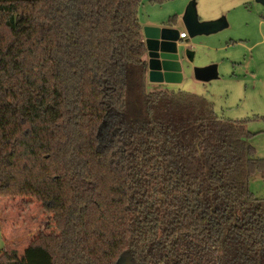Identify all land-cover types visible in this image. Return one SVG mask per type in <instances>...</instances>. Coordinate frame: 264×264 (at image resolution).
<instances>
[{"label":"trees","instance_id":"obj_1","mask_svg":"<svg viewBox=\"0 0 264 264\" xmlns=\"http://www.w3.org/2000/svg\"><path fill=\"white\" fill-rule=\"evenodd\" d=\"M142 1L0 0V198L64 216L0 264H264L253 134L148 90Z\"/></svg>","mask_w":264,"mask_h":264},{"label":"rangeland","instance_id":"obj_2","mask_svg":"<svg viewBox=\"0 0 264 264\" xmlns=\"http://www.w3.org/2000/svg\"><path fill=\"white\" fill-rule=\"evenodd\" d=\"M192 0H143L141 13L153 8L163 23L186 9ZM202 20L225 16L228 26L211 34L190 37L183 43L192 48L194 60L190 67L211 63L218 65L219 77L210 81L197 79L193 72L176 86L152 84L149 91L186 90L202 95L214 104L218 116L244 119L253 135L250 142L257 156L264 158V4L257 0H194ZM184 14V13H183ZM182 17V16H181ZM249 188L264 199V172L249 178ZM64 216L59 211H47L33 197L0 198V250H17L20 257L31 242L43 234L60 233Z\"/></svg>","mask_w":264,"mask_h":264},{"label":"water","instance_id":"obj_3","mask_svg":"<svg viewBox=\"0 0 264 264\" xmlns=\"http://www.w3.org/2000/svg\"><path fill=\"white\" fill-rule=\"evenodd\" d=\"M264 4V0H257ZM183 26L190 37L211 34L228 26L225 16L217 19L202 20L199 17L196 2L190 1L182 16ZM143 35L147 48L146 68L150 82L179 84L189 73L202 81L219 77L218 65L211 63L204 66L190 67L195 51L183 43L180 29L165 24H145ZM118 264H133L131 256L121 255Z\"/></svg>","mask_w":264,"mask_h":264},{"label":"crops","instance_id":"obj_4","mask_svg":"<svg viewBox=\"0 0 264 264\" xmlns=\"http://www.w3.org/2000/svg\"><path fill=\"white\" fill-rule=\"evenodd\" d=\"M149 10H151L150 13H148V11L146 9H145V13H143V11L141 13V15H142L141 16V19H142L141 22H142L143 26L145 24H163V22L161 21V19H159L160 17L158 16V14L157 13L155 14L154 9L151 7V8H149ZM185 10L186 9L184 8V10L182 12L175 13V15L178 16V22L176 24H171V26L181 25L182 27H184L183 26V23H182V17L181 16H183V13L185 12ZM139 17H140V15H139ZM181 31H184V30L181 29L180 32ZM154 83L155 82H150L148 80V86H150V85H152ZM156 84L170 85V86H176V85H178V84H167V83H156Z\"/></svg>","mask_w":264,"mask_h":264},{"label":"built area","instance_id":"obj_5","mask_svg":"<svg viewBox=\"0 0 264 264\" xmlns=\"http://www.w3.org/2000/svg\"><path fill=\"white\" fill-rule=\"evenodd\" d=\"M180 35H181V37H185L187 34H186L185 31H181V32H180Z\"/></svg>","mask_w":264,"mask_h":264},{"label":"flooded vegetation","instance_id":"obj_6","mask_svg":"<svg viewBox=\"0 0 264 264\" xmlns=\"http://www.w3.org/2000/svg\"><path fill=\"white\" fill-rule=\"evenodd\" d=\"M163 24H165V25H169L167 22H166V23H163Z\"/></svg>","mask_w":264,"mask_h":264}]
</instances>
